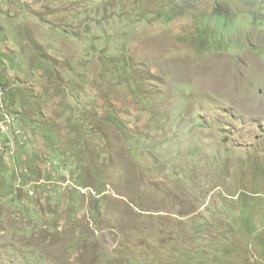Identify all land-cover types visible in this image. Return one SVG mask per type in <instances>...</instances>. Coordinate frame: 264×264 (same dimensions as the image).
Wrapping results in <instances>:
<instances>
[{"label": "rangeland", "instance_id": "rangeland-1", "mask_svg": "<svg viewBox=\"0 0 264 264\" xmlns=\"http://www.w3.org/2000/svg\"><path fill=\"white\" fill-rule=\"evenodd\" d=\"M0 264H264V0H0Z\"/></svg>", "mask_w": 264, "mask_h": 264}, {"label": "built area", "instance_id": "built-area-1", "mask_svg": "<svg viewBox=\"0 0 264 264\" xmlns=\"http://www.w3.org/2000/svg\"><path fill=\"white\" fill-rule=\"evenodd\" d=\"M9 126H10V129H11V127H12V124H6V128H7V130H9Z\"/></svg>", "mask_w": 264, "mask_h": 264}, {"label": "clouds", "instance_id": "clouds-1", "mask_svg": "<svg viewBox=\"0 0 264 264\" xmlns=\"http://www.w3.org/2000/svg\"><path fill=\"white\" fill-rule=\"evenodd\" d=\"M11 129H13L14 130V125L12 124V127H11Z\"/></svg>", "mask_w": 264, "mask_h": 264}]
</instances>
